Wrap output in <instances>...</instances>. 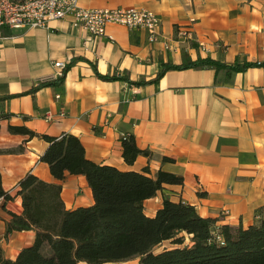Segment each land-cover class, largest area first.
Here are the masks:
<instances>
[{"label": "crops", "instance_id": "0c3cea01", "mask_svg": "<svg viewBox=\"0 0 264 264\" xmlns=\"http://www.w3.org/2000/svg\"><path fill=\"white\" fill-rule=\"evenodd\" d=\"M86 7H144L161 20L163 37L188 24L203 41L188 49L149 42L144 29L110 23L108 34L94 35L68 18L46 26L0 28V182L10 195L0 200V245L15 258L33 239V229L5 232L12 213L22 210L20 178L31 172L59 182L66 208L93 203L83 174L56 179L40 159L47 141L41 134L76 135L87 158L120 169H161L182 175L143 200L153 215L163 196L194 204L218 223L247 226L264 205V65L227 73L212 67L166 69L156 80L136 85L96 74L149 80L164 62L197 57L231 63L264 62V0H79ZM60 62L62 65H55ZM62 82L28 90L43 80ZM56 94L58 96H56ZM58 114L46 120L43 113ZM21 126L34 132L12 131ZM131 134L138 153L131 164L122 157L121 137ZM164 157L166 159H164ZM80 262V261H79Z\"/></svg>", "mask_w": 264, "mask_h": 264}, {"label": "trees", "instance_id": "16d2710c", "mask_svg": "<svg viewBox=\"0 0 264 264\" xmlns=\"http://www.w3.org/2000/svg\"><path fill=\"white\" fill-rule=\"evenodd\" d=\"M264 62L234 60L231 63L209 56L178 64L164 62L149 80H130L127 75L96 74L103 79H123L142 85L156 80L169 68L212 67L227 73L244 70ZM65 66L54 79L43 80L28 90L8 96L34 92L42 86L62 82ZM12 131L34 132L21 126ZM47 141L40 159L50 173L62 179L66 173L83 174L90 187L93 203L66 208L59 182L45 181L26 173L17 185L22 210L12 213L5 232L33 229V241L23 246L15 258L6 257L0 245V264H102L137 257V264H264V205L256 209L253 223L242 226L218 223L216 217L200 215L194 204L163 196L153 215L143 210V200L153 196L165 183L180 184L182 175L148 168L120 169L98 163L84 154L80 139L69 132L41 134ZM122 157L131 164L142 150L131 134L121 137ZM167 158V157H166ZM164 157V159H166ZM0 196L10 197L0 182ZM185 238L189 242L184 243ZM171 245L155 249L164 241Z\"/></svg>", "mask_w": 264, "mask_h": 264}, {"label": "built area", "instance_id": "2783aa9c", "mask_svg": "<svg viewBox=\"0 0 264 264\" xmlns=\"http://www.w3.org/2000/svg\"><path fill=\"white\" fill-rule=\"evenodd\" d=\"M68 18L72 26L80 27L90 34L106 35V27L117 23L132 29H144L149 42H161L168 49H188L197 44L198 48L206 51L203 41L195 38L192 24L194 17H189L188 24L177 26L172 37H163L158 14L144 7H86L79 0H0V28L20 26H46L52 20ZM55 65H62L55 62ZM56 96H58L56 94ZM55 113L47 110L42 117L51 120ZM2 196H0L1 200Z\"/></svg>", "mask_w": 264, "mask_h": 264}, {"label": "rangeland", "instance_id": "374dc122", "mask_svg": "<svg viewBox=\"0 0 264 264\" xmlns=\"http://www.w3.org/2000/svg\"><path fill=\"white\" fill-rule=\"evenodd\" d=\"M188 242H189L188 238H185L184 243H188ZM169 245H171L170 241L166 240L162 244L158 245V247H156L155 249H160L163 246H169ZM77 264H87V263H85L84 261H80ZM102 264H137V257L132 258L131 260L129 259V260L120 261L117 263L116 262H106V263H102Z\"/></svg>", "mask_w": 264, "mask_h": 264}]
</instances>
